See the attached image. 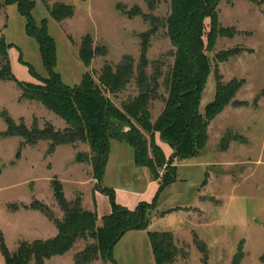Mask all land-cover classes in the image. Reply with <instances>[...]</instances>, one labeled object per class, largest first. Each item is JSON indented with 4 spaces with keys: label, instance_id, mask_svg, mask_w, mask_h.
I'll return each instance as SVG.
<instances>
[{
    "label": "rangeland",
    "instance_id": "1",
    "mask_svg": "<svg viewBox=\"0 0 264 264\" xmlns=\"http://www.w3.org/2000/svg\"><path fill=\"white\" fill-rule=\"evenodd\" d=\"M29 1L34 3L31 16L35 25L46 20L47 33L55 42L54 71L62 83L71 88L80 84L85 73L98 84L103 66L114 69L124 57L132 59L136 70L140 61L139 36L151 29V25L141 16L129 18L128 12L139 8L144 16L156 18V33L149 39L145 73L148 79L158 75L157 97L149 105L151 122L157 119L164 108L162 98L167 97L165 79L174 62L175 49L162 25L170 14L169 0H154L153 8L145 0H47L50 7L54 4L71 7L72 17L62 22L49 16L41 0ZM217 10L220 26L233 28L236 35L217 38L213 49L205 52L210 71L198 110L203 115L214 99L215 69L222 77V84L232 80L244 82L235 95L238 105L227 106L210 122L206 146L198 158L191 161L193 165H187V161L174 162L177 183L167 191V207L183 208L174 209L165 220H160L156 210L151 212L149 231L172 234L178 250L172 264H233L239 252L243 254L239 264H263L264 0H255V3L223 0ZM25 26L26 20L15 5L0 9V39L9 45L7 53L12 76L21 83L39 84V78H47V72L38 45L27 36ZM208 30L209 19H206L205 31ZM86 36L91 37L93 49L104 48L106 52L104 56L96 55L88 67L79 59V48ZM235 49L240 52L225 62L214 57ZM138 92L133 80L121 93L109 95V98L121 109V105L136 97ZM3 111H7L16 124L23 122L29 129L33 125L43 129L46 124H51L56 130H63L66 126L41 104L23 99L20 89L11 81L0 82V133L6 131L1 118ZM142 133L149 142V135ZM154 141L169 159L173 153L171 147L159 137ZM22 144L23 140L18 137H0V233L8 251L14 253L21 242L53 237L56 228L52 223L29 209L38 201L50 207L54 216L62 220L63 213L53 199V179L61 183L67 201L80 198L84 210L96 203L97 225L101 226L100 217L110 213L109 198L101 193L94 198L92 191L97 185L91 165L75 162L77 154H90L89 147L80 143L61 146L48 156V142H39L33 147ZM109 152L102 187L114 180L116 164L132 155L133 149L124 142L111 139ZM211 164L214 166L208 167ZM120 173L123 181H130V170L123 168ZM158 173L161 177L164 169H158ZM200 188L203 195L199 204L186 207L196 205ZM115 202L119 204L116 199ZM145 203H152V198H146ZM135 207L124 208L134 210ZM155 217L159 219L153 221ZM92 242L88 238L78 239L68 253L52 257L44 264H74L75 255ZM113 258L118 264H155L148 236L141 231L125 233L113 248ZM0 264H3L1 254ZM91 264L108 263L98 259Z\"/></svg>",
    "mask_w": 264,
    "mask_h": 264
},
{
    "label": "trees",
    "instance_id": "2",
    "mask_svg": "<svg viewBox=\"0 0 264 264\" xmlns=\"http://www.w3.org/2000/svg\"><path fill=\"white\" fill-rule=\"evenodd\" d=\"M49 16L56 22L72 17L71 7L54 4L48 6ZM153 8L154 0H145ZM223 0H169L170 14L163 21L167 36L175 49L174 62L165 79L167 97L162 98L164 108L152 123L149 111L151 101L156 99L158 75L148 79L147 51L149 39L156 33L158 20L152 16H144L139 8L128 12V17L141 16L150 23L151 29L140 34V61L135 70L130 57L123 60L114 69L104 65L98 76V84L89 73L82 76L78 86H65L54 69L56 65V45L47 33V21L36 26L31 16L34 3L29 0H0V9L15 5L18 13L25 18V32L33 38L39 49L47 78H39V84L21 83L15 80L10 71L8 61L9 45L0 39V82H14L21 91V97L27 101L41 104L49 112L65 123L63 130H56L51 124L43 129L33 125L27 128L23 122L16 124L7 111L1 113L6 131L0 137H18L22 145L33 147L39 142H48L47 155L51 156L61 146H74L77 143L89 147L90 154H77L75 162L90 164L93 179L96 180L94 190L100 191L109 198L110 213L101 218L102 225L97 226L95 212L84 210L80 198L69 202L65 199L61 183L53 179L51 188L53 199L63 213L62 220L57 219L50 207L35 201L30 210L43 215L57 230L53 238L33 242H21L14 253L5 246L0 233V254L3 264H44L55 256H63L69 252L76 240L91 239L93 242L82 252L75 255L74 264H91L101 259L108 264H118L113 258V248L129 231H145L149 226V214L156 210L159 194L176 181V160L184 161L199 156L205 148L207 129L227 106L238 105L235 95L243 85V81L232 80L222 84V77L215 69L214 99L206 106L205 113H199V101L209 74V61L206 51L213 49L219 37L233 38V28H223L218 20L217 7ZM255 3V0H247ZM120 7V6H119ZM209 19V30L205 31V20ZM240 49L230 50L215 55L219 62H225L237 55ZM105 49H93L90 36L83 38L79 48V59L88 67L96 55L104 56ZM136 71V76H135ZM133 80L139 92L131 100L117 108L109 95L121 93ZM149 135V142L143 136ZM168 144L173 153L169 159L163 155L155 144V135ZM111 139L128 144L134 153L137 167L146 168L153 180L158 181L159 189L152 203H139L134 210H127L115 202L114 192L101 188L104 167L109 155ZM158 169H164L159 176ZM176 210V209H175ZM173 210L161 212L160 216ZM148 240L155 264H172L178 256L173 244V236L168 232H148ZM243 254L234 257L233 264H239ZM264 264V257L261 258Z\"/></svg>",
    "mask_w": 264,
    "mask_h": 264
},
{
    "label": "crops",
    "instance_id": "3",
    "mask_svg": "<svg viewBox=\"0 0 264 264\" xmlns=\"http://www.w3.org/2000/svg\"><path fill=\"white\" fill-rule=\"evenodd\" d=\"M158 137H159V135L156 134L155 139ZM159 139H160V137H159ZM109 158H110V155L108 156L107 163H106L105 168H104V173H103V177H102V181H101L103 183L105 182V179H106V172H107V166L109 163ZM196 158H198V157H196ZM196 158L188 159V160H184V161H187V163H186L187 165H193V163H191V161L196 159ZM196 165H199V164H196ZM211 166H214V165L213 164L208 165V167H211ZM123 168H127L128 170L131 171L132 177H131L130 181H126V180L123 181V178L121 177V173H120ZM115 171H116V175H115L114 180H112L108 185H106V187H102L101 185H100V187L112 190L115 193V199L119 203V205H121L123 207H125V206L130 207L133 205L137 206L139 203H142V202L145 203L146 198L151 197L153 200V198L155 197V195L159 189V183H158V181L153 180V178L151 177V174L149 173V171L146 168L137 167L135 165L134 153L132 155L128 156L125 161H121V162L118 161V163L115 166ZM176 172H177V167H176ZM176 183H177V177H176V181L173 184L166 187L159 194L158 200H157V207H156V211L159 214L161 212H166L168 210H174V209L177 210L179 208H181V209L183 208V207H167V204H168L167 203V191L172 189L176 185ZM92 190H93V187H92ZM200 190H201V188L198 190V193H197L196 205L195 206H186V207H196L199 204V202H200L199 200L203 195ZM99 193H101V192L96 191V190L92 191V195L94 196V198L96 197V195H99ZM163 197L165 198L164 200H163ZM158 209H160V210H158ZM86 210L95 212L97 215V218H99L98 214H97L98 207H97L96 203H91L90 209H86ZM172 212L173 211H171L168 214H165L163 217L159 216L160 220H165L167 218V216L172 214ZM178 212H181V211L179 210ZM100 218H102V217H100ZM159 218L155 217L153 221H156V219H159ZM97 222H98V220H97ZM150 227L148 226L147 231L145 230V231H141V232H145L146 234L148 232H151V231H149ZM133 232H139V231H133ZM53 234H54L53 237H55L57 235V230L56 231L53 230ZM53 237H51V238H53ZM46 261H48V260H46Z\"/></svg>",
    "mask_w": 264,
    "mask_h": 264
}]
</instances>
